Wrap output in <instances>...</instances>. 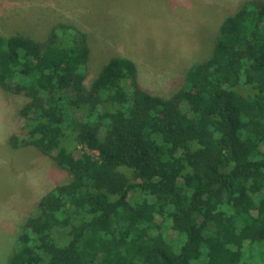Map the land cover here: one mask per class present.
Returning a JSON list of instances; mask_svg holds the SVG:
<instances>
[{
	"label": "trees",
	"instance_id": "obj_1",
	"mask_svg": "<svg viewBox=\"0 0 264 264\" xmlns=\"http://www.w3.org/2000/svg\"><path fill=\"white\" fill-rule=\"evenodd\" d=\"M224 17L173 95L87 34L0 35V89L22 99L12 150L71 181L42 195L6 264H264V0Z\"/></svg>",
	"mask_w": 264,
	"mask_h": 264
},
{
	"label": "rangeland",
	"instance_id": "obj_2",
	"mask_svg": "<svg viewBox=\"0 0 264 264\" xmlns=\"http://www.w3.org/2000/svg\"><path fill=\"white\" fill-rule=\"evenodd\" d=\"M251 0H0V35L44 40L58 22L88 36L87 85L110 57H126L140 69L139 82L169 97L192 65L212 52L224 17ZM22 99L0 89V264L44 193L71 181L68 172L31 147L12 150Z\"/></svg>",
	"mask_w": 264,
	"mask_h": 264
}]
</instances>
